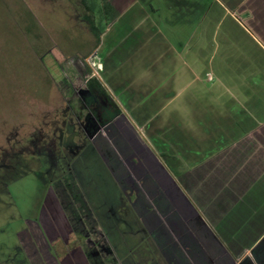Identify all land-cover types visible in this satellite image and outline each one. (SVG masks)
I'll return each instance as SVG.
<instances>
[{"label": "crops", "instance_id": "1", "mask_svg": "<svg viewBox=\"0 0 264 264\" xmlns=\"http://www.w3.org/2000/svg\"><path fill=\"white\" fill-rule=\"evenodd\" d=\"M68 1L95 42L77 93L64 83V109L81 106L82 118L97 103L90 78L105 90L116 113L102 125L116 121L90 144L134 201L106 229L69 173L55 200L82 243L76 264H264V0H203L186 38L174 15L172 36L162 31L158 0H126L116 14L102 5L100 17L88 0Z\"/></svg>", "mask_w": 264, "mask_h": 264}, {"label": "rangeland", "instance_id": "2", "mask_svg": "<svg viewBox=\"0 0 264 264\" xmlns=\"http://www.w3.org/2000/svg\"><path fill=\"white\" fill-rule=\"evenodd\" d=\"M103 1L88 0L89 7L99 17L102 5L116 14L126 3V0ZM141 2L147 7L156 3L154 0ZM158 3L159 25L168 37L172 36L169 29L175 27H167V15L170 18L174 15L179 35L185 38L197 27L203 0H189L188 3L198 8L189 7L185 0L174 7L169 0H158ZM79 13L75 1L0 0V264L82 261V243L71 231L76 226L74 220L55 200V194L63 191L64 184H72L68 170L74 174L76 170L92 198L94 214L106 229L116 227L119 217L129 214L127 209L134 202L126 186L112 184L114 174L93 150L89 138L76 133V125L74 132L65 131L69 135L63 134L61 141L54 138L51 145L40 137L42 131L50 134L51 122H57L55 128L64 133L62 122L67 95L64 83L72 85L77 93L86 80L85 69L79 67V62L91 52L95 39L77 20ZM100 20L96 21L101 30L104 26ZM108 106L105 99L99 98L89 111H84L83 118L77 120L72 114L68 117L80 124L89 113L100 125L90 120L92 125L87 123V132L93 126V129L99 128L96 134L99 131L102 134L109 132L116 121L102 125L116 113L113 106L111 109ZM72 107L76 114L81 111V106ZM125 125L129 128L127 122ZM66 144L83 145V148L71 156L65 149ZM88 177L96 183V190L94 185L86 186ZM106 182H111L110 188Z\"/></svg>", "mask_w": 264, "mask_h": 264}, {"label": "flooded vegetation", "instance_id": "3", "mask_svg": "<svg viewBox=\"0 0 264 264\" xmlns=\"http://www.w3.org/2000/svg\"><path fill=\"white\" fill-rule=\"evenodd\" d=\"M81 112H82V110H81L78 114L74 113V110H73V107H72V106H71V109H70V113L67 112L66 109H64V121L62 122V126L64 127V133L62 132V130H59L58 128H55L57 122H55V123H54V122H51V124L49 125V126H52V129H51L50 134H47V132L44 133L43 131H42L43 133H42V132H41V133L39 132V133L41 134V135H40L41 139H45L46 141H49V145H51L52 143H54V138L57 137V139L61 141V139L63 138V134H64V137L68 136L69 133L66 134L65 131H69V130H71V132H74V125H76L75 127H76V129H77V131H78V132H76V133H77V134H81V135H85V133H87V135H88L87 137L89 138V142H91L93 145H95L96 142L99 140V135L96 134V133H94L93 136H90V135L88 134V132H87V127H86L87 123L90 122V121L88 120V118H87V117H84V119H82V120H83V121H82V122H83V127H82V126H81V123L78 124L79 121H76V124H75V123L72 121V119H70V118L68 117V114H72V115H74V116L77 117V120H79V118H81V115H80ZM82 118H83V116H82ZM92 118H93V117H92ZM88 127H90V125H89ZM91 129H93V126H92L91 128H89L88 131L90 132ZM94 129H95V128H94ZM94 129H93V132H94ZM45 134H46V135H45ZM57 135H58V136H57ZM85 136H86V135H85ZM50 137H52V138H50ZM82 148H83V145L81 146V145L71 144L70 146H68V144H66V148H65V149L68 150V152H69V154H70L71 156H76L77 154H79L78 152H80V150H81ZM68 168H72V167H70V165H69ZM72 169H73V168H72ZM68 172H69L70 174H74V173H73L72 171H70V170H68ZM69 173H68V174H69ZM74 176L80 178V177L77 175L76 170H75V174H74Z\"/></svg>", "mask_w": 264, "mask_h": 264}, {"label": "trees", "instance_id": "4", "mask_svg": "<svg viewBox=\"0 0 264 264\" xmlns=\"http://www.w3.org/2000/svg\"><path fill=\"white\" fill-rule=\"evenodd\" d=\"M104 7H106V5H104ZM87 10L89 9L87 8ZM88 22H89L90 29L94 31L95 27L93 26L92 21L88 20ZM86 88L90 92V94L96 99V101H98L99 98H103L106 100V102H108L109 106H113L111 102L109 101L108 96L105 93V90L101 87L98 81H96L94 78H90L89 80L86 81Z\"/></svg>", "mask_w": 264, "mask_h": 264}, {"label": "built area", "instance_id": "5", "mask_svg": "<svg viewBox=\"0 0 264 264\" xmlns=\"http://www.w3.org/2000/svg\"><path fill=\"white\" fill-rule=\"evenodd\" d=\"M208 79H210V76L208 77Z\"/></svg>", "mask_w": 264, "mask_h": 264}]
</instances>
